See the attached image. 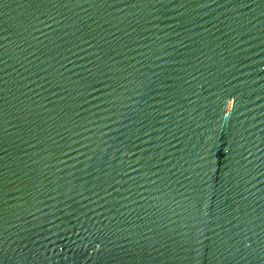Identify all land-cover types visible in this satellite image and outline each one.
<instances>
[{"label":"water","instance_id":"water-1","mask_svg":"<svg viewBox=\"0 0 264 264\" xmlns=\"http://www.w3.org/2000/svg\"><path fill=\"white\" fill-rule=\"evenodd\" d=\"M0 264H264V0H0Z\"/></svg>","mask_w":264,"mask_h":264}]
</instances>
